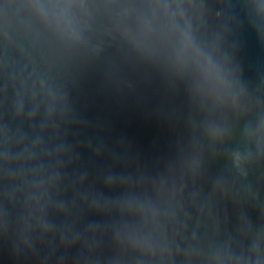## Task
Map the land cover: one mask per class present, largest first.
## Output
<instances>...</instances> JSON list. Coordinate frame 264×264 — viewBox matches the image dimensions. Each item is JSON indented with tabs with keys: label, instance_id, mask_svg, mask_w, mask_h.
<instances>
[{
	"label": "water",
	"instance_id": "obj_1",
	"mask_svg": "<svg viewBox=\"0 0 264 264\" xmlns=\"http://www.w3.org/2000/svg\"><path fill=\"white\" fill-rule=\"evenodd\" d=\"M0 264H264V0H0Z\"/></svg>",
	"mask_w": 264,
	"mask_h": 264
}]
</instances>
